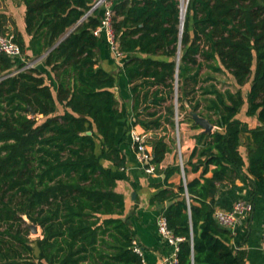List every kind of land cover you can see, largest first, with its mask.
Segmentation results:
<instances>
[{"label":"trees","instance_id":"trees-1","mask_svg":"<svg viewBox=\"0 0 264 264\" xmlns=\"http://www.w3.org/2000/svg\"><path fill=\"white\" fill-rule=\"evenodd\" d=\"M22 2L29 40L16 27L13 40L25 58L43 59L14 70L19 58L0 53V264L32 256L25 219L41 229L33 264H142L123 217L124 196L115 190L117 176L103 164L123 166L125 156L116 126V79L99 64L101 37L93 34L102 10L84 17L93 0ZM179 5L112 2L133 122L151 133L155 171L176 143L160 133L175 128L176 114L184 112L202 129L190 108L217 127L194 135L192 168L202 166L200 176L176 190L158 185L149 202L181 238L175 264H245V251L230 245L232 232L218 223L215 210L222 184L247 180L252 203L264 192V0H188L181 36ZM219 73L238 87L219 88ZM245 105L244 116L254 117V126L237 117ZM58 106L62 111L55 114ZM175 170H164L166 177Z\"/></svg>","mask_w":264,"mask_h":264},{"label":"crops","instance_id":"crops-1","mask_svg":"<svg viewBox=\"0 0 264 264\" xmlns=\"http://www.w3.org/2000/svg\"><path fill=\"white\" fill-rule=\"evenodd\" d=\"M3 15V16H1ZM16 27L24 36L26 42L29 36L25 31V5L22 0H0V29L12 32ZM97 55L99 64L106 70L112 72L116 79L114 87L115 97L117 99V134L121 140L120 147L125 156V164L117 167L110 161H103V164L110 167L117 176L115 190L122 193L125 200V210L123 217L127 218V222L134 235V240L138 243L142 250V257L147 264H167L166 258L169 257L172 246L163 240L157 231V218L161 214L159 207L150 204V197L157 191L158 185L169 187L176 190L177 185L185 183L188 180L199 177L202 166L194 170L193 164L197 161V156L191 157V152L196 145L195 134L202 129L194 128L191 122L183 119V112L180 113L179 123L181 137L176 140L172 151L166 153L164 159L159 164V172L147 173L142 165L138 162L135 151L132 146L129 131L131 127H135L138 131H144L143 128L135 124V113L133 112V97L129 89L126 77L122 70V64L125 56L118 60L114 58L109 50L106 39L100 36ZM30 55V52H27ZM33 66L41 63L42 60ZM39 60V59H38ZM239 117L242 120L249 121V117ZM253 124L256 119L251 118ZM217 129L214 126L213 130ZM162 134L166 135L165 139L169 141V134L163 129ZM122 135H126L122 137ZM148 136H151L149 133ZM149 138V137H148ZM176 139V137H175ZM246 137H241L240 152L246 161V148L244 143ZM179 153L182 160V168L179 164ZM178 166L179 170H175L166 177L164 170L168 167ZM205 173V176L211 175V168ZM249 186L247 180L237 179L235 186L222 184L217 194L216 209L228 210L231 208L236 199H247ZM264 229V192L255 197L253 201V210L245 218L241 219L232 232L230 245L234 249L245 251V264H264V252L261 250V236Z\"/></svg>","mask_w":264,"mask_h":264},{"label":"built area","instance_id":"built-area-1","mask_svg":"<svg viewBox=\"0 0 264 264\" xmlns=\"http://www.w3.org/2000/svg\"><path fill=\"white\" fill-rule=\"evenodd\" d=\"M113 0H93L90 10L84 15L86 17L93 9L100 8L102 10L100 24L93 29L95 36L103 35L108 44L114 58L121 60L125 54L118 48L115 32L112 26V19L114 11L112 8ZM0 53H4L12 59L20 58L22 56L19 45L13 40V34L10 31H0ZM33 63H26L24 67H31ZM179 127L177 114H176V128ZM132 146L135 151L138 162L142 165L143 169L147 173L155 172V164L151 162L152 153L151 146L148 142V134L144 131H138L133 126L129 131ZM179 137H176L178 140ZM179 164L182 168V160L179 153ZM253 210V203L248 199L239 198L236 199L231 208L228 210L216 209L215 218L218 223L224 227H227L233 232L238 222L247 217ZM157 231L160 237L172 246L171 253L166 258L167 264H175L178 261V242L181 238L173 235L172 231L167 226L165 217L160 214L157 218ZM261 250L264 252V229L261 236L260 243ZM133 250L142 256V250L138 243L132 240ZM142 264H147L142 257Z\"/></svg>","mask_w":264,"mask_h":264},{"label":"rangeland","instance_id":"rangeland-1","mask_svg":"<svg viewBox=\"0 0 264 264\" xmlns=\"http://www.w3.org/2000/svg\"><path fill=\"white\" fill-rule=\"evenodd\" d=\"M182 3L184 4V7L186 8V6H187V3H188V0H182ZM185 4H186V6H185ZM34 59H37L36 61H35V63L36 62H38V61H40V60H42L43 58L42 57H39V58H34ZM39 59V60H38ZM33 60H29V59H27V58H25L23 55L19 58V60H17V63H16V65L14 66V70H16V67H18V65H19V63H21V62H25V63H31ZM205 71V68H203L202 69V72H204ZM215 77L217 78L216 80H219L218 82H217V86L219 87V88H221V89H224V88H230L231 90H235V88H237L238 86L235 84V82H234V80H233V78L230 76V75H227L226 73H224V74H221V73H219V74H215ZM249 85H250V83L248 82V83H246V84H244L243 86H241V90H242V92H243V94H246V92L248 91V89H249ZM174 103L177 105V103H176V97L174 98ZM203 104V102H201V105ZM245 107H246V105L241 109V111H240V117H243V118H245L244 117V109H245ZM62 111V107H60V106H58L57 107V111H56V113L55 114H59L60 112ZM175 111L177 112V109H175ZM188 111V110H187ZM189 113V112H188ZM183 115H184V117H183V119L184 120H186V121H189L186 117H185V114H184V112H183ZM30 117H34V115H29ZM182 116H180V118H181ZM37 120L38 121H41L42 119H43V117H41L40 115H37ZM180 118L177 116V119H179L180 120ZM249 124L251 125V126H254L255 124H253V122L251 121V118H249ZM190 122V121H189ZM175 124H176V116H175ZM191 124H192V122H191ZM166 134H169V136L170 137H181V131H180V126L178 127V128H176V126H175V128H173V129H171V128H169L168 126L166 127ZM160 132V131H159ZM147 133V132H146ZM161 134H162V131L160 132ZM148 135H149V132L147 133ZM242 137H246L245 135H242ZM27 225V224H26ZM28 227V226H27ZM41 236V229H40V227H38V233H32L31 231H30V229H29V227H28V235H27V237H28V242L33 246V254H32V256H27V258H24V259H27V261H28V263L27 264H33V263H36V255H37V253H38V250H37V247H36V245H35V239L37 238V237H40ZM24 259H22V260H20V264H24L25 262V260Z\"/></svg>","mask_w":264,"mask_h":264},{"label":"water","instance_id":"water-1","mask_svg":"<svg viewBox=\"0 0 264 264\" xmlns=\"http://www.w3.org/2000/svg\"><path fill=\"white\" fill-rule=\"evenodd\" d=\"M180 24H179V35L181 36L182 30H183V24H184V15L185 13L182 15V10H181V1H180ZM186 10V8H185ZM76 26H74L73 28H71L64 36H66L70 31H72ZM63 36V37H64ZM189 115L192 117V119L195 121V123H197L198 125H200L202 127V130L205 132H211L214 128L213 124L210 123V121L208 120V118L199 115L197 112L193 111L192 109H188ZM35 112L33 110H31V115H34ZM88 134H90V131L87 132ZM27 226L29 227L30 231L32 233H38V225L32 223L31 221H29L28 219H25Z\"/></svg>","mask_w":264,"mask_h":264},{"label":"bare ground","instance_id":"bare-ground-1","mask_svg":"<svg viewBox=\"0 0 264 264\" xmlns=\"http://www.w3.org/2000/svg\"><path fill=\"white\" fill-rule=\"evenodd\" d=\"M181 1V10H182V15L185 13V7H184V4L182 3V0ZM186 6V4H185Z\"/></svg>","mask_w":264,"mask_h":264}]
</instances>
